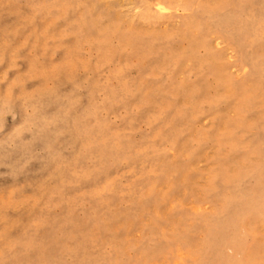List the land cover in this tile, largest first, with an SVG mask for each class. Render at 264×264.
Returning <instances> with one entry per match:
<instances>
[{"label":"rangeland","instance_id":"obj_1","mask_svg":"<svg viewBox=\"0 0 264 264\" xmlns=\"http://www.w3.org/2000/svg\"><path fill=\"white\" fill-rule=\"evenodd\" d=\"M0 264H264V0H0Z\"/></svg>","mask_w":264,"mask_h":264},{"label":"bare ground","instance_id":"obj_2","mask_svg":"<svg viewBox=\"0 0 264 264\" xmlns=\"http://www.w3.org/2000/svg\"><path fill=\"white\" fill-rule=\"evenodd\" d=\"M229 21V20H228ZM239 37V36H238ZM239 39V38H238ZM216 56V55H215ZM218 63V62H217ZM210 67V66H209ZM67 84V83H66ZM49 93H51V92H48V93H46V91L45 90H42L41 92H40V95H45V96H48V94ZM54 93V92H53ZM57 93V92H56ZM66 94V93H65ZM51 96L50 97H52V96H54V99H55V102H54V100H52V98L50 99H47V100H45V99H43V98H39V99H37V101H36V103H34L33 105H38V109H40V108H42L41 106H40V104H42V103H47V105H48V103H49V101H53V103H56V104H58V102H59V99H58V97H56L57 95H52V94H50ZM59 96V95H58ZM31 97H33V96H31ZM38 103V104H37ZM35 105V106H36ZM37 107V106H36ZM40 107V108H39ZM45 108V107H44ZM43 108V109H44ZM66 111V110H65ZM67 112V111H66ZM35 118V117H34ZM36 118H37V116H36ZM86 120V119H85ZM66 124V123H65ZM232 124V123H231ZM79 125V124H78ZM44 129V128H43ZM61 129V128H60ZM77 130H79L78 128H77ZM80 131V130H79ZM43 133V132H42ZM102 136H104V135H102ZM104 138V137H103ZM154 138V137H153ZM52 139V138H51ZM103 140V139H102ZM44 141H46V140H44ZM2 142V141H1ZM118 143V142H117ZM44 144H46V143H44ZM51 144V143H50ZM88 144V143H87ZM48 146H50V145H48ZM176 151V150H175ZM161 157H163V156H161ZM47 159V158H46ZM51 160V159H50ZM47 161H48V159H47ZM45 163V162H44ZM181 163V162H180ZM179 163V164H180ZM35 164V163H34ZM168 166V165H167ZM44 167V166H43ZM49 167V166H48ZM123 169V168H122ZM121 169V170H122ZM129 169H131V167L129 168ZM33 170V169H32ZM36 170V169H35ZM39 170V169H38ZM124 170V169H123ZM40 171H41V169H40ZM168 171V170H167ZM35 173V172H34ZM37 173V172H36ZM49 173H50V171H49ZM114 173V172H113ZM39 174V173H38ZM37 174V175H38ZM50 174H52V173H50ZM141 174V173H140ZM27 175H29V173L27 174ZM31 175V174H30ZM34 176V175H33ZM104 179H107V177L106 178H104ZM38 180V179H37ZM219 180V179H218ZM112 181V180H111ZM43 185H41V187H42ZM43 188V187H42ZM57 189H58V187H57ZM56 190V189H55ZM54 191V190H53ZM102 191V190H101ZM138 191V190H137ZM94 192V191H93ZM123 193V192H122ZM55 194V193H54ZM52 196V195H51ZM62 204V203H61ZM68 204V203H67ZM116 205H118L117 203H116ZM117 208V207H116ZM52 211V210H51ZM30 212V211H29ZM72 213H73V211H72ZM74 217V216H73ZM18 218H19V216H18ZM105 218V217H104ZM78 219V218H77ZM97 219V218H96ZM81 224V223H80ZM98 225V224H97ZM79 227H81L80 225H79ZM101 229H103V228H101ZM98 232V231H97ZM106 234V233H105ZM39 236H41V235H39ZM79 245V244H78ZM95 246V245H94ZM96 251V250H95ZM106 256V255H105ZM113 256V255H112ZM115 256V255H114ZM82 259V258H81ZM103 261V260H102Z\"/></svg>","mask_w":264,"mask_h":264}]
</instances>
